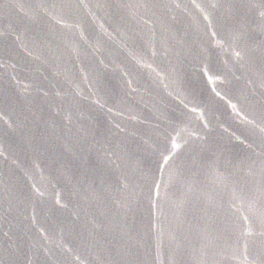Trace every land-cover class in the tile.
<instances>
[{"label":"water","instance_id":"1","mask_svg":"<svg viewBox=\"0 0 264 264\" xmlns=\"http://www.w3.org/2000/svg\"><path fill=\"white\" fill-rule=\"evenodd\" d=\"M0 264H264V0H0Z\"/></svg>","mask_w":264,"mask_h":264}]
</instances>
